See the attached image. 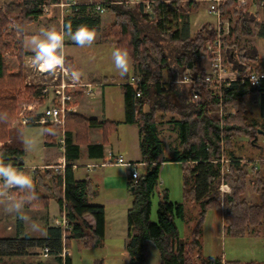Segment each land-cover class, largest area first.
Returning <instances> with one entry per match:
<instances>
[{
  "label": "trees",
  "instance_id": "16d2710c",
  "mask_svg": "<svg viewBox=\"0 0 264 264\" xmlns=\"http://www.w3.org/2000/svg\"><path fill=\"white\" fill-rule=\"evenodd\" d=\"M94 1L104 4L114 17V23L103 35L113 40L115 49L127 52L142 80L140 87L134 84L123 86L125 121L139 128L142 159L146 165L145 172L140 174L134 186L128 212L130 264H147L150 244L157 247L161 264H191V255L201 247V228L211 210L222 209L226 235L230 237L251 236L259 230L264 232V158L258 161L245 159L237 156L234 150L239 138L258 147L259 135L264 137V88L257 89L240 80L248 72L264 70V57L255 45L256 40L264 41V5L242 6L235 0H224L221 4L222 17L236 18H230L234 24L230 37L223 40V58L237 80L229 85L226 82H202L196 88L191 84L177 83L164 90L161 81L166 75L182 79L188 69L192 70L194 78H205L208 74L203 68L205 50L208 44L216 41L217 33L212 24H206L190 35L189 21L185 20L206 0H141L142 3L134 6L125 0ZM149 1L152 9L146 13L145 3ZM60 2L16 0L0 6V159L15 167L23 166L25 150L22 143L12 140L13 124L18 118L22 99L36 93L34 88L25 85V58L30 54L22 47L21 40L27 36L26 29L44 16L45 5L50 8L47 26L56 25L59 22L56 5ZM94 4L71 6L64 18L65 32L69 24L73 31L81 24H86L94 32L100 31L102 19L94 13ZM9 25L12 28L7 30ZM232 37L234 41L229 42ZM14 51L19 64L17 72H13L5 61V56ZM139 89L142 94L137 97ZM193 91L198 93V101L191 100ZM257 95L261 96V112L259 118H253L246 100ZM230 110L233 112L226 115L225 112ZM168 115L171 118L166 121ZM95 124L93 120L67 116L68 164L64 175L55 170H36L35 199H29L31 193L25 190L13 192L14 197L30 209L47 207L51 199L59 203L61 213L65 212L71 227L70 230L63 228L68 248L74 239L83 241L88 248L100 246L105 239V210L90 205V181H76L72 165L79 157L83 133ZM167 126L175 135V138L170 137V145L162 139ZM44 127L48 131L51 129V125ZM73 132H76V144H72ZM164 162H182L184 199L200 207L190 242L180 238L176 224L177 219L184 220V206L172 202L166 191L158 203L156 220H152V199L160 185V167ZM222 184L230 188V193L220 191ZM251 188L260 195L261 201L254 203L245 198ZM222 197L223 205L220 204ZM87 215L95 219L94 227L86 223L84 217ZM62 235V229L51 231L50 239L54 243L47 248L49 255H56L60 261ZM68 258L66 262L70 264ZM220 261L215 258L206 260L205 264ZM227 264L241 263L230 261Z\"/></svg>",
  "mask_w": 264,
  "mask_h": 264
},
{
  "label": "crops",
  "instance_id": "0c3cea01",
  "mask_svg": "<svg viewBox=\"0 0 264 264\" xmlns=\"http://www.w3.org/2000/svg\"><path fill=\"white\" fill-rule=\"evenodd\" d=\"M66 1H68L69 3V5L67 6L68 8L66 7L61 9L60 7L56 6L57 8H59V22L55 26L56 28L60 27L59 31L61 33H66L64 30V18L70 12V7L85 3L83 0ZM125 1H127L128 3L140 2V0ZM47 15L49 14L46 13L43 16L47 19V24L45 23V26L48 25ZM113 23L114 20H111L108 23L105 20H102L100 31H95V34H99V41L96 42V40L94 39L93 42H96L97 44H103L104 42L111 40L109 37H105L101 32L106 31V26L109 27ZM33 24H35V22ZM67 37L68 36L66 35V38ZM25 38L21 40L23 48ZM64 43L68 45L76 44L70 38L68 42ZM24 50L30 54L29 57L25 58V66L27 68L26 75H31L32 77H34L35 74H39V66L34 63L35 51H30L25 48ZM57 54L62 55V58H64V64L66 66H69L71 71L78 72V79L83 84L91 85L94 92L91 95H87L85 93V88L78 89L75 92L70 91L73 99L67 103V108L69 109V113L67 116H78L83 119L93 120L96 122L94 126H91L87 129L86 133H83V143L79 145V157L72 163L75 180L78 182H84L86 180L90 181V192L88 199L90 205L101 206L105 210V239L100 246L94 248L105 250L106 253L105 255L95 257L90 261L89 264H130V256L127 251V245L129 242L128 212L132 204L134 185L130 180L128 169L125 166L116 164L115 162L119 156H123L126 161L137 164L139 168H146V165L142 159V152L140 148L141 138L139 128L135 124L126 123L125 104H122L121 107H119L120 112L118 113L112 106V104L105 103V88L108 85L121 84L117 83L118 79H116L114 75H103L101 71H96L93 67L92 70L88 67V63L86 65H82L81 58H83L84 60L87 58V61H90V59L94 60V55L86 53L84 50H82L79 54L66 56L65 54H63V51L61 53L59 49L57 50ZM13 58H17L16 54H14ZM16 61L18 60L16 59ZM93 65L94 64H92V66ZM128 66L133 69L134 75L131 78L128 77L127 82L121 85L122 88L126 84H131L136 78L139 77V69L134 66L131 57L129 58ZM17 67L15 70H13V72L18 71ZM38 87V97L36 100L38 110L31 116L32 122L26 126L20 125L19 128H16V132L14 133V137L12 138V140L15 139L16 142L22 143L25 150L23 166L16 168L23 174L30 176L33 180V184L35 180L34 176L36 170H55V168L59 167L63 163L66 164V166L68 164L66 159V149L64 151L58 145V140L62 137L60 131L61 129L54 124L48 123L47 125H51V129L48 131L44 127L46 124H40L38 122V120L42 116L44 108L51 104V101L54 97V88H51L49 94L45 96L42 93V89L44 86L41 85ZM122 95L124 102V91ZM67 116L64 127L66 137ZM38 128L42 129L43 131L41 141L34 140L35 132L33 130ZM72 138V144H76V132L72 133ZM172 138H175V135L174 137L172 135ZM162 139L166 142V140L164 139V134H162ZM33 148H37L40 151L39 154L35 155L38 160L33 159L31 156L33 155L31 151V149ZM166 153H169V147H167ZM70 154L72 155L73 152L71 151ZM110 157L113 162L107 164L106 161ZM242 158L252 159L248 157ZM260 158L264 157L254 158V160L258 161L260 160ZM168 163L180 164L183 167L182 162H164L161 164L160 172L161 169ZM115 168H118V170H116ZM58 172L64 175L65 170H60ZM140 174L141 172L139 171V175ZM47 184H49L48 180ZM228 189L229 192L227 193H230V188ZM15 190H18V188H13L10 186L6 187L3 181H0V264H17L16 262L20 258H32L31 260L27 261V264H64V260L61 258L62 260L60 261L56 255H49L48 257L41 255L43 250L47 248L50 249V244L54 243V240L50 239V233L51 231L57 229H62V249L68 250L69 263L74 264L72 248L71 246L69 248L66 246L63 227L57 223V221H60V219L63 217V213H61L59 203L56 200L51 199L49 205L41 209H30L26 207L25 203H23L22 211L25 216L28 217V220L22 221L18 219L15 212L8 210L11 202L22 201L14 197L13 192ZM245 198L249 202H255V200L260 199V195L251 188V190L249 189L246 192ZM196 206L198 205L196 204ZM217 211L220 212L223 230L225 231L226 224L223 216V211L222 209H219ZM197 215L198 216L196 217V222L198 221L200 215L199 206ZM185 218L186 214L184 220ZM84 219L89 226H95L96 222L92 216L87 215L84 217ZM195 225L192 222V232ZM203 233L204 231L202 230V236L204 235ZM256 233L253 232L251 236L257 239L264 238V232H262L261 230L256 231ZM202 236L201 247L195 250L193 255H191V264H205L206 260L215 258H219L221 260L218 264H227V262L230 261L239 262L241 264H247L249 261L259 262L258 259H254L255 257L253 258V260L250 259L249 261L243 262L241 257L238 255L228 260L225 256L227 254L225 248L223 249V255L220 256V253H216L217 255H213L214 253H207L209 254V257L206 258L203 252L204 242L202 240ZM191 238L189 241H183L190 242ZM75 240L80 242L82 244V247L88 249L83 241L78 239ZM149 248L151 256V244ZM36 257L40 258L41 261L37 260V262L35 260ZM196 259L198 260L197 263L195 262ZM34 261H36V263ZM153 264H161V258H159V260Z\"/></svg>",
  "mask_w": 264,
  "mask_h": 264
},
{
  "label": "rangeland",
  "instance_id": "374dc122",
  "mask_svg": "<svg viewBox=\"0 0 264 264\" xmlns=\"http://www.w3.org/2000/svg\"><path fill=\"white\" fill-rule=\"evenodd\" d=\"M15 1L16 0H0V6H4V5L10 4ZM79 1H82V0H79ZM83 1L85 3H81V4L97 3V1H94V0H83ZM62 2L66 3L65 0H61V2L56 6L63 9V7H61ZM138 3H142V1L140 0V2ZM129 4H131V6H134L135 3H129ZM149 6L152 7V4L150 3ZM45 7H48V10L47 11L44 10V14L48 13L50 9L49 6L47 5H45ZM200 7H201L200 9H198L197 11L193 10L190 15H187V17H185V20L189 21L188 30H189L190 35H194L197 30H199L206 24L213 25L215 21L213 15H211L208 11L210 7L208 1L201 2ZM145 12L147 13V11ZM230 18H232V20L236 19L232 16ZM230 18L227 17L226 20L228 19L230 20ZM101 19L105 20L108 23L111 20H114V17L110 12L107 11L103 16H101ZM46 20L47 19L45 17H41L37 22H35V24H33L32 26H29L26 29V34L28 37L26 36L24 43H23V46L25 49L34 51L33 46L31 45L30 42L34 37H41L42 30L44 31H47V30L59 31L60 30V27L56 28L55 23L52 24L51 26H47V25L45 26ZM233 24H231V26ZM11 28H12V25H9L7 27V30H10ZM230 29L231 28H229V30ZM104 32L105 31H102L101 33L103 34ZM98 35L99 34H95L96 42L99 41ZM228 36L230 37V32L228 33ZM229 40H230L229 42H233L234 37L230 38ZM68 41H69V38L68 37L66 38V35H65L64 42H68ZM96 42H92L91 44H85L84 46H79L77 44L68 45L64 43L63 54H65L66 56H69V55L71 56V55L79 54L81 53L82 50H84L86 53L94 55V60L90 59V61H87L88 60L87 58L85 60L81 58L82 65H86L88 63L87 65L90 69L93 70L94 68L96 71H101L103 75H107V74L114 75V77L118 79L117 83L121 85L125 84L127 82L128 77L131 78L134 75V71L129 66H128V71L124 74H121L120 71L116 69L115 62L112 57V51L115 50L113 40H108L104 42L103 44H97ZM255 45L257 47L258 53L261 55V57H264V42L261 40H256ZM14 54H16L15 51L12 52L11 55L7 54L8 56L7 55H6L7 57L5 56V61L9 65L12 71L15 70L18 65L17 64L18 61H16L17 58L16 59L13 58ZM129 58L130 56L128 55V61H129ZM92 64L94 65L92 66ZM65 68L70 71V68H68L66 65H65ZM203 68L207 70L208 72L211 71L210 62L209 60H207V58H204L203 60ZM25 69L27 70L26 66H25ZM60 69L61 68H55L52 71L44 73V74H41L39 72V74H35L34 77L36 78L32 77L31 75L30 76L26 75L25 85L34 88L36 93L33 95L28 94L25 96V98L22 99L21 103L19 104V115L28 106H33V107L35 106V109L38 110L37 108L38 105L36 103V100L38 97V94H37V88H39L38 86H41L44 84H48V85L54 84L53 78L56 75L60 77L61 72L58 71ZM229 76L233 77L232 74H229ZM139 79L141 80V78L138 77L133 82L138 83ZM121 85H115V84L108 85L105 88V97H104L105 103L112 104V106L115 108V110L118 113L120 112L119 107H121V105L124 104L123 95H122L123 88ZM259 100H261L260 95H257L254 98H249L246 100V103H247L246 107L247 109H249L250 114L253 118H259V115L261 112ZM219 112H222V110H220ZM232 112L233 110H230L229 112H225V114L230 115ZM170 118H171V115L166 116V121L170 120ZM18 119L19 118H17L13 124L14 133L16 132V128H19L20 126V124L18 123ZM164 130H165L164 139L166 140L167 145L168 144L170 145L171 139L169 137H172V134L168 126L165 127ZM33 131L35 132L34 140L41 141L42 132H43L42 129L38 128V129H34ZM257 144H258V147H255V146L250 145L247 139L239 138L235 142L234 150L237 156L239 157H248L252 159L264 157V137L263 136L259 135ZM0 146H1V143H0ZM31 151L33 154L31 155L32 158L38 160V158L35 155L40 153L39 149L33 148L31 149ZM115 169L118 170V168H115ZM145 170L146 168L144 167L139 168V171L141 172V174L144 173ZM165 191L168 193L169 199L172 202L184 204L186 218L185 220L177 219L176 224L180 232V238L184 241H189L191 238V234H192V222L194 225L197 223L196 217L198 216L197 215L198 206H196V204L194 203H189L185 201L184 199L182 165L175 164V163H168L165 165V167L161 169L160 185L152 199L153 201L152 220L153 221L156 220V212L158 208V203L160 201V198L162 199V193ZM259 201L260 199L255 200V202H259ZM220 204L223 205V197L221 198ZM202 230L204 231L203 233L204 235L202 236V240L204 242L203 252L206 258L209 257V254L207 253H214L213 255H217L216 253H220V256L223 255L222 254L224 252L223 249L225 248L226 253H227L225 256L228 260L238 255L241 257L243 262L249 261L250 259L253 260V258L255 257L254 259L259 260L258 263L264 264V238L257 239L252 236L251 237L246 236V237L237 239V238H232L226 235L225 231L223 230L220 212H218L217 210L208 211L205 221L202 225ZM262 230L264 231V228ZM70 246L72 248V254H73L72 256H73L74 264H89L90 261L94 259L95 257H98L100 255H105L106 253L105 250H102L100 248H97V249L84 248L82 247V244L76 241L75 239L70 241ZM151 252H152L151 256L148 259V264H153L156 261H158L160 258L159 251L157 247L153 244H151ZM41 255L43 254L41 253ZM31 259L32 258H28V259L20 258L18 259L16 263L17 264H20V263L27 264V261ZM35 260L41 261V259L37 257L35 258ZM36 261L34 262L36 263ZM195 262L197 263L198 260L196 259Z\"/></svg>",
  "mask_w": 264,
  "mask_h": 264
},
{
  "label": "built area",
  "instance_id": "2783aa9c",
  "mask_svg": "<svg viewBox=\"0 0 264 264\" xmlns=\"http://www.w3.org/2000/svg\"><path fill=\"white\" fill-rule=\"evenodd\" d=\"M209 2V13L213 15L215 21L213 23L214 29L217 33V39L211 44H208L206 46L205 50V58L209 60L211 71H207V76L204 78L202 76L193 77L192 76V70L188 69L185 75L182 79H178L173 76L166 75L165 78L161 81V85L163 86L164 90H169L173 85L177 83H184V84H191L194 88H196L199 83L202 82H226L227 85H229V82L237 80L236 76H234L228 66L226 65L224 58H223V40L225 37L228 36V33L230 32L229 28H231V21L226 18L222 17L220 13L221 4L224 0H206ZM238 4L242 6H254L257 3H261L264 5V0H235ZM66 3L62 2L61 7H67L69 5L68 1L65 0ZM93 4V3H92ZM91 4V5H92ZM150 3H147L145 5V11L149 13L152 9V7L149 6ZM44 10H48V7H43ZM94 13L103 16L107 9L105 8L104 4L96 3L94 4ZM45 11V12H46ZM63 64L58 65L55 68H61L60 71V77L56 75L53 78L54 84L48 85L44 84L42 93L43 95H48L51 88H54V97L51 101V104L44 108L41 118L38 120L40 124H54L55 126L59 127L61 129V139L58 140V145L62 148V150L65 151L66 149V134L64 131L65 122H66V116L69 113V109L67 108V103L71 101L72 94L68 93V90L71 92H75L78 89L85 88V93L87 95L93 94L92 86L83 84L79 79H73L71 73L73 71H69L65 68L64 64V58ZM53 68V69H55ZM53 69H47L42 70V68L39 67V72L41 74L47 73L52 71ZM229 74H232L233 77L229 76ZM240 80L243 82L248 83L250 86L255 87L257 89H263L264 88V70H261L259 72H248L240 77ZM142 80L139 79V82H132L131 84L137 85L138 87L141 86ZM88 88V89H86ZM142 94V91L139 89L137 92V97H140ZM191 100L198 101L199 95L196 91H193L191 95ZM37 110L35 109V106H28L26 107L19 115L18 123L22 126H26L29 123L32 122L31 116L33 113L35 114ZM221 116H223L221 112ZM111 157L106 161V163H112ZM222 162L226 163L225 160H222ZM118 165L125 166L128 169L129 177L133 185L135 186L140 178L139 175V166L137 164H133L131 162L126 161V159L123 156H119L115 162ZM66 164H61L59 167L55 168L56 171L65 170ZM229 187L225 184H222L220 191L223 194H227L229 192ZM57 223L62 226L65 230H70L71 227L69 226V222L67 220L65 212L63 213V217L60 219V221H57ZM43 256L48 257L49 256V250L45 249L42 252ZM69 256V252L67 249H63L61 253V257L64 260V264H66V258Z\"/></svg>",
  "mask_w": 264,
  "mask_h": 264
},
{
  "label": "clouds",
  "instance_id": "9594fccd",
  "mask_svg": "<svg viewBox=\"0 0 264 264\" xmlns=\"http://www.w3.org/2000/svg\"><path fill=\"white\" fill-rule=\"evenodd\" d=\"M66 33L57 32L55 30H42L41 37H34L31 40V45L35 51L34 63L43 69H53L58 65L63 64L62 55L57 54L59 49L62 53L64 47L65 35L79 46L91 44L95 39V32L86 24H81L73 31L72 26L66 25ZM112 57L115 62V67L124 74L128 71V55L126 51L115 49L112 51ZM73 79L79 78V73L73 71L71 73ZM0 181H3L6 187L18 188L31 193L29 199H35L33 191V180L30 176L23 174L11 163H5L0 159ZM23 201L11 202L9 211L17 214L18 219L27 221L28 217L22 211Z\"/></svg>",
  "mask_w": 264,
  "mask_h": 264
},
{
  "label": "bare ground",
  "instance_id": "6f19581e",
  "mask_svg": "<svg viewBox=\"0 0 264 264\" xmlns=\"http://www.w3.org/2000/svg\"><path fill=\"white\" fill-rule=\"evenodd\" d=\"M42 70H47V69H43V68H42Z\"/></svg>",
  "mask_w": 264,
  "mask_h": 264
},
{
  "label": "water",
  "instance_id": "95a60500",
  "mask_svg": "<svg viewBox=\"0 0 264 264\" xmlns=\"http://www.w3.org/2000/svg\"><path fill=\"white\" fill-rule=\"evenodd\" d=\"M133 190H134V188H133Z\"/></svg>",
  "mask_w": 264,
  "mask_h": 264
}]
</instances>
